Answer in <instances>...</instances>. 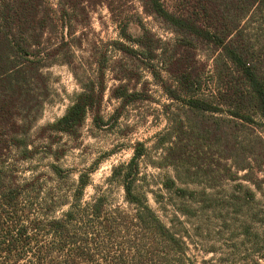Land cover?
<instances>
[{"label":"trees","instance_id":"trees-1","mask_svg":"<svg viewBox=\"0 0 264 264\" xmlns=\"http://www.w3.org/2000/svg\"><path fill=\"white\" fill-rule=\"evenodd\" d=\"M139 1L175 39L157 37L135 6L111 2L120 38L93 54L82 78L77 51L94 4L0 0V264H209L192 250L214 225L235 246L242 237L264 256V230L253 227L264 223L257 208V192L264 194V0ZM56 65L71 67L82 91L62 117L40 124L56 95ZM146 73L170 100L162 104L168 125L153 145H132L130 161L114 166L105 184H93L95 164L64 167L63 136L80 138L89 116L95 128L111 130L155 100ZM107 91L117 102L109 118ZM45 158L52 159L48 170L33 164ZM148 162L170 171L150 179L141 167ZM90 186L95 193L86 200ZM116 188L124 191L121 202L112 198Z\"/></svg>","mask_w":264,"mask_h":264},{"label":"rangeland","instance_id":"rangeland-1","mask_svg":"<svg viewBox=\"0 0 264 264\" xmlns=\"http://www.w3.org/2000/svg\"><path fill=\"white\" fill-rule=\"evenodd\" d=\"M52 4H56L57 0H50ZM113 2L114 5H120L124 8L128 6H135V8L142 14L145 25L156 34L164 42H171L175 39L176 34L156 21L153 17L143 13L141 3L139 0L130 2L128 0H89L90 4H94L96 10L92 13L91 29L87 31L86 41L81 49H78L77 54L81 58L77 60V64L81 65L78 68V74L85 78V74L90 73V65L93 60V54L97 51L99 53L105 50V43L120 38L119 27L112 20L111 13L108 9V4ZM131 31L135 35H140L141 29L137 24H132ZM109 54L111 56H120V54L113 49ZM199 61L207 63L208 71L213 70V61L208 60L203 52L199 53ZM95 68V67H94ZM57 78L54 82L56 95L54 101L47 104L44 116L40 124L46 122H53L62 117L68 107L71 105L73 97L82 91L80 81L73 73V70L68 65H56L50 69ZM89 70V71H88ZM145 79L149 80L151 84V92L155 100L153 102L143 103L129 113L126 118H122L120 124L111 130H99L93 126L92 118L89 116L85 126L82 130L81 136L78 139H72L69 136H63L62 144L67 149L66 156L61 160V164L67 168L85 169L92 165L97 166V170L92 174L93 184H105L107 178L112 174V169L122 163H128L133 156L132 145L138 141L146 142L148 146H152L154 138L157 133L164 130L168 123L163 114L162 104L169 103V98L165 95L162 88L156 85L149 74H145ZM116 81L112 78L111 73L108 74V85L112 87ZM117 102L109 99V94L105 96V116L110 117ZM153 158L156 159L159 153L153 151ZM52 162L51 158L36 159L33 164L38 165L41 170H48L47 165ZM30 163L24 164L27 168ZM142 172L147 173L151 178L164 174L167 170H161L153 167L150 162L142 163ZM30 175V172L26 174ZM264 177V172L260 174ZM78 176H74L77 179ZM95 193L92 186L88 187L86 191V200ZM124 191L121 188H116L113 192V197L116 201H122ZM257 199L260 204L257 208H264V194L257 192ZM153 207L157 208L156 203L151 199ZM242 221V220H241ZM240 221L235 220L233 229L240 225ZM254 228L261 232L264 230V223L258 222L253 224ZM211 231H206L207 238H200L206 240L204 247L199 238L196 245L199 249L193 248L192 253L197 254L199 260L202 257L209 260V264H264V256L260 253L253 252L252 244L249 240L242 241V237H238L237 245H234L230 233L220 234L218 225L211 226ZM229 231V230H227ZM215 245L216 252L204 253L202 250L208 246ZM264 254V253H262ZM220 258H226L221 262Z\"/></svg>","mask_w":264,"mask_h":264}]
</instances>
